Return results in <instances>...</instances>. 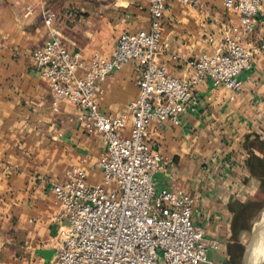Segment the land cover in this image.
Wrapping results in <instances>:
<instances>
[{"label": "crops", "instance_id": "0c3cea01", "mask_svg": "<svg viewBox=\"0 0 264 264\" xmlns=\"http://www.w3.org/2000/svg\"><path fill=\"white\" fill-rule=\"evenodd\" d=\"M196 1L167 0L158 60L178 78L195 73L191 62L203 52L221 48L226 24H239L224 0ZM46 10L68 49L85 60L112 57L123 33L151 22L150 0H0V264H28L56 251L62 208L52 189L69 171L84 170L91 184L103 178L101 134L87 132L75 104L64 101L54 110L51 84L33 59V50L50 39ZM263 35L264 6L246 39L255 58L240 76V91L207 77L195 88V112L180 124L149 126V139L165 157L157 190L195 196L193 221L204 230L210 259L222 264H264L252 250L264 210ZM140 73L134 63L112 71L99 84L101 110L128 118Z\"/></svg>", "mask_w": 264, "mask_h": 264}, {"label": "built area", "instance_id": "2783aa9c", "mask_svg": "<svg viewBox=\"0 0 264 264\" xmlns=\"http://www.w3.org/2000/svg\"><path fill=\"white\" fill-rule=\"evenodd\" d=\"M223 3L238 14L239 24L225 25L221 48L193 60L195 73L186 79L171 75L158 60L167 0H150L149 27L123 33L112 57L96 53L90 60L68 49L61 32L52 27L50 10L45 11L50 39L32 56L51 84L54 110L60 111L64 101L75 104L87 132L100 133L106 150L97 163L103 172L100 183L91 184L87 173L75 167L54 185L62 208L56 252L51 260L28 264H222L210 259L204 230L193 221L195 196L157 190L155 175L165 157L149 139V126L155 120L180 124L195 112L200 105L195 88L207 77L217 87L243 88L240 76L253 68L255 58L246 39L256 31L264 0ZM260 48L264 52V35ZM133 63L141 73L129 117L105 113L99 105V84L112 71Z\"/></svg>", "mask_w": 264, "mask_h": 264}, {"label": "rangeland", "instance_id": "374dc122", "mask_svg": "<svg viewBox=\"0 0 264 264\" xmlns=\"http://www.w3.org/2000/svg\"><path fill=\"white\" fill-rule=\"evenodd\" d=\"M264 210L262 209L261 210V212L259 213V216L257 217V219H256V222L258 223V221L260 220V219H262L263 217H264V212H263ZM257 223H256V232L259 234V230H258V226H257ZM256 242H255V238H254V241H253V248H254V246H256V252H257V254L256 255H260L261 254V256L263 255L264 256V242H262V241H259V242H257L256 244H255ZM261 256H259V257H261Z\"/></svg>", "mask_w": 264, "mask_h": 264}, {"label": "bare ground", "instance_id": "6f19581e", "mask_svg": "<svg viewBox=\"0 0 264 264\" xmlns=\"http://www.w3.org/2000/svg\"><path fill=\"white\" fill-rule=\"evenodd\" d=\"M257 226H258L259 234L257 232L255 233V242L256 243L259 241L264 242V217L258 221ZM252 250L256 252V246H254V249Z\"/></svg>", "mask_w": 264, "mask_h": 264}, {"label": "water", "instance_id": "95a60500", "mask_svg": "<svg viewBox=\"0 0 264 264\" xmlns=\"http://www.w3.org/2000/svg\"><path fill=\"white\" fill-rule=\"evenodd\" d=\"M56 251H47V252H45V255H46V259L47 260H51L52 259V254H54Z\"/></svg>", "mask_w": 264, "mask_h": 264}]
</instances>
